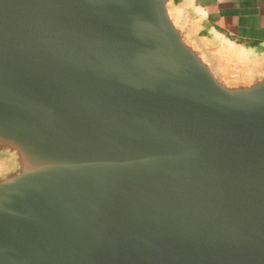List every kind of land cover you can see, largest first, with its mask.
<instances>
[{
    "label": "water",
    "instance_id": "1",
    "mask_svg": "<svg viewBox=\"0 0 264 264\" xmlns=\"http://www.w3.org/2000/svg\"><path fill=\"white\" fill-rule=\"evenodd\" d=\"M0 264H264V51L189 0H0Z\"/></svg>",
    "mask_w": 264,
    "mask_h": 264
},
{
    "label": "crops",
    "instance_id": "2",
    "mask_svg": "<svg viewBox=\"0 0 264 264\" xmlns=\"http://www.w3.org/2000/svg\"><path fill=\"white\" fill-rule=\"evenodd\" d=\"M210 36L242 58L264 51V0H189Z\"/></svg>",
    "mask_w": 264,
    "mask_h": 264
}]
</instances>
